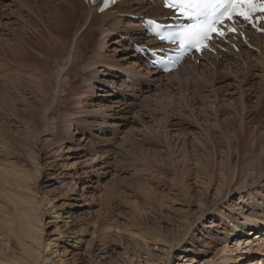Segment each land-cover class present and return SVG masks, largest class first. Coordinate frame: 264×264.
I'll use <instances>...</instances> for the list:
<instances>
[{
  "label": "bare ground",
  "instance_id": "6f19581e",
  "mask_svg": "<svg viewBox=\"0 0 264 264\" xmlns=\"http://www.w3.org/2000/svg\"><path fill=\"white\" fill-rule=\"evenodd\" d=\"M0 8V30L4 27L7 30L0 33V78L12 82L6 85L4 94L0 96L2 107H6V101L9 100L12 105L9 111L11 116L17 110L15 105L21 101L27 102L34 110L30 116V127L21 130L24 137L13 139L0 131V264L54 263V259L47 254L48 246L42 244V235L43 218L55 207L48 202L43 204L42 196L38 195L37 179L39 167L46 164L43 163L42 155L49 157L57 150H48L42 137H48L50 142L59 139L60 143L71 136L72 128H88L91 131L94 127L101 134L109 132L117 136L121 128L129 125L128 114L134 102L139 98L147 100L153 92L161 96L156 95L160 97L157 99L153 94L152 100L162 112L161 131L165 137V127L170 126L169 117L173 113H168V110L173 106L176 108L172 111L179 109L194 119L195 114L203 118L202 124L194 127L197 135L193 140L199 145L200 151L162 154L156 158V165L150 160L139 163L143 171L174 170L179 177L172 179V189L177 191L176 195L159 197L151 188L144 192V205L150 201L148 210H154L162 219L163 205L158 201L159 198L175 203L174 197L185 201L186 208H182V213L176 218V225L169 222V236L164 230H158L146 241L132 232L126 233L131 241L141 239L145 246L143 250L137 245L126 244L114 258L111 252L104 253L94 246L90 247L89 255L94 257L101 253L105 258L114 259L113 264H132L133 259L137 264H154L159 262V258H163L162 264H172V261L179 260L190 264L199 255L192 249L195 247V235L199 232L197 227L202 226L205 218H209L210 222L202 226L203 233L206 236H212L215 232L223 233L221 250L218 252H229L230 260L233 261V254H240L238 250L243 244H246L243 249L247 252L255 248L254 251L264 253L263 35H251L249 46L238 43L237 53L229 50L220 59L218 55L206 56L198 66L186 62L178 71L164 76L149 70L146 60L133 51L134 45L143 47L155 44L143 32V19L169 16L155 3L125 0L113 10L100 15L85 5L83 0H0ZM10 8H17L27 15L19 14L21 27L16 33L11 32L10 24L18 23L11 21L12 17L7 15L10 11L1 14ZM36 15L37 20L34 17ZM71 28V35L59 41L60 50L55 54L52 68L49 69L44 63L33 64L28 61L29 52L32 51L41 57L45 56L46 35L51 38L48 42L50 45L56 42L59 32H68ZM112 39L116 47L131 51L117 58L115 53L118 48L114 46L111 54L104 55ZM23 62L27 63L26 69H21ZM37 69L43 75L42 79H37L35 92L23 83H30L32 72ZM101 69L107 72L106 76H111L106 82L105 95L101 96L94 90L87 93L88 84L96 80ZM70 74H74L73 81ZM102 81L105 82V79L92 83L93 89L100 90L97 86H101ZM224 83L226 86H236L237 96L230 93L226 98L219 97L218 90ZM205 87L209 91H205ZM251 89L256 91L253 96L247 94ZM201 91H204L203 99L208 103H203V100L193 103ZM174 92H177L179 98L173 105L174 102H169V94ZM84 106L89 107V110L82 112ZM248 107L260 111L261 123L252 125V130L245 122ZM138 111H143L146 119L151 118L149 110L141 108ZM9 114L2 113L0 119L13 125L15 120L10 119ZM35 131L40 134L36 137L37 141L29 138ZM211 131L218 133L217 142ZM124 135L127 136V132ZM232 141L237 144L239 154L242 153V159L234 163L230 156L225 153L219 156L216 151V145L231 149L234 146ZM18 146L21 148L20 156L15 148ZM163 156L166 159L158 161ZM186 165L195 167L198 175L207 174L202 178L194 175L192 185H197L203 191L197 197L189 194L188 188L184 187L185 177L180 178V169ZM192 171L190 169V173ZM210 189L212 200L209 201ZM192 205L200 212L197 218H193L187 210ZM132 211L142 219L137 213L136 202ZM210 211H213L212 215H209ZM98 220L100 226L108 223L105 216L98 217ZM168 221L171 220L168 218ZM77 224L75 222L71 226ZM231 243L233 250L229 249ZM156 247L160 254L155 253ZM237 259L239 263L245 260L249 261L245 264H259V260L253 261L246 252L238 255ZM210 263L205 260L204 264Z\"/></svg>",
  "mask_w": 264,
  "mask_h": 264
},
{
  "label": "rangeland",
  "instance_id": "374dc122",
  "mask_svg": "<svg viewBox=\"0 0 264 264\" xmlns=\"http://www.w3.org/2000/svg\"><path fill=\"white\" fill-rule=\"evenodd\" d=\"M14 10L16 11L14 12ZM9 11L11 14L8 13ZM1 14H7L9 17H12L11 21L18 23L10 24V26H12V33H16L17 29L21 27L18 22L19 14L25 15V17L27 16L23 11L21 12V10L17 8L5 9ZM34 17L35 20L38 19L37 15ZM72 30L71 28L68 32H59L56 42L50 45L48 42L51 41V38L44 33L46 35V41L44 42L47 47L45 56L41 57L32 51L29 52L30 58L28 61L33 64L44 63L49 69L52 68L55 54L60 50V39L69 37ZM3 32H7L5 27L0 30V33ZM113 40L114 39L108 43L109 50H107L104 55L111 54V50L114 46L118 48L115 53L117 58L124 57L131 51L128 47L129 50L116 47ZM21 65V69L27 68V63L23 62ZM19 72H21V70H19ZM105 73L107 72L101 69L96 80L88 84L87 93L94 90L101 96L105 95L106 82L111 79V76H106ZM42 75L43 72L40 69L34 70L30 83L24 82L23 84L29 85V88L36 92L37 79H42ZM69 77L73 81L74 74H70ZM103 78L105 82L102 81L101 86H97L101 89H93L94 85H92V83L101 81ZM11 83L9 79L0 78V96L4 94L6 85ZM110 87H107V89H110ZM204 89H206L205 91H209L208 87ZM174 93H172L173 95L169 94L171 98L169 102H174L173 105L176 103L177 98H179L177 97V92ZM230 93H234L235 96H237L236 86H226V83L220 85L218 90L219 97L226 98ZM199 94L198 98L199 96L200 98L198 99L196 96L193 103L197 104L202 100L203 103L205 101L207 102V100L203 99L204 91H201ZM247 94L253 96L256 94V91L251 89L247 91ZM156 95L159 94L153 92L152 96L151 94L149 95L150 98L148 97L147 100L145 99L146 101H143L142 98H139L135 102L133 101L135 105L128 114L130 126L127 124L126 127L124 126L121 128L117 136L110 135L109 132L101 134V131H97L94 127L91 131L88 128H72L71 136L68 137V139H64L66 141H61L60 143H58L59 139L50 142L48 137H46L47 139L42 137L43 143L48 150H57L54 155H50L49 157L46 154L42 155L43 163L46 164L39 167L40 173L37 179V185L39 186L38 195L40 197L42 196L44 200L43 204L48 202L51 206L55 207V209L46 213L43 218L44 227L42 235V244L48 246L47 254L50 255L49 258L54 259L53 264H113L114 259L105 258L101 253L91 257L89 255L90 247H99L104 253L106 251L111 252L115 258L119 253L118 251L123 250L126 244L131 243L137 245L140 250L145 248L144 242H142L141 239H133L131 241L126 233L132 232L134 235L141 236L148 241L151 239L152 234L158 232V230H164L166 235L169 236V229H171L169 227V222L172 225L178 223L176 218L182 213L181 211L186 208L184 207L186 204L185 201L174 197L175 203H172L166 198H159L158 201L163 205L162 219H160L157 212L154 210H148L147 206H149V200L146 202V205H144V192L149 190V188L154 190L159 197L167 194L176 195L177 191H175L174 188L172 189V179L175 177L179 178L177 172L174 170L161 172L157 170L143 171L139 163L150 160L153 165H156V158L159 155L168 154L170 152L181 153L186 151L196 153L197 150H199V145L193 140L197 135V131L194 127L201 125L203 118L195 114L194 119L179 109L172 111L176 108L173 106L172 109L168 110V113H173L169 117L171 121L170 126L165 127V133L167 134L165 137L161 131L163 128V122L161 120L162 112L155 107L153 104L154 101L152 100V97L160 99L161 96L159 95V97ZM234 101L237 100L234 99ZM107 104L110 105V103ZM35 106L37 105L35 104ZM11 107L12 105H10L9 100L6 101V107H2L0 99V115L2 113L9 114ZM15 107L17 110L13 116L9 114L10 119L13 118L12 120H15L13 125H9L3 119H0V131L13 139H19L25 135L21 130H26L30 127V116L33 114L34 110H32L25 101H21L18 105H15ZM141 108L150 111L149 115L151 120L146 119L145 115L143 116V111H138ZM88 110L89 107L87 106L82 108V112ZM227 111L231 114L230 110ZM132 112H134V114H132ZM246 116H248V118L245 122L251 130L252 125L261 123L259 121L261 120L259 119V110L256 111L254 108L248 107ZM125 132H127V136L124 135ZM211 133L214 134V141L217 142V137H219L218 133H214L213 131H211ZM37 136H40L39 131H35L29 138L37 141ZM127 137L130 138L127 139ZM232 142L234 146L231 149L216 145V151L219 156L223 153L227 154L234 163L242 159V153L239 154L237 144L235 145L234 141ZM37 143L39 144V142ZM15 148L20 156V146ZM64 150L67 152L64 153ZM164 159H166L165 156L158 158V161ZM20 162L23 163V159H21ZM190 169H193L191 173ZM196 171L195 167L186 165L184 167L182 166L179 174L180 178L185 177L183 183L184 187L188 188V193L193 196L196 195L197 197V195H201L203 191H200L197 185H192L194 184V175L202 178L207 174L198 175ZM212 178L214 179L215 177L213 176ZM209 194L211 195L209 196ZM209 194L208 197L210 201L212 200V189H210ZM135 202L137 213L142 216V219H139L132 211V206H134ZM151 209H154V207ZM235 209L239 211L237 208ZM187 210H189L193 218H197L198 215H200L195 205H192ZM149 214H151V216H149ZM212 214L213 211H210L209 215ZM104 216L107 218L108 223L107 225L100 226L98 217ZM168 218L171 221H168ZM75 222L78 224L71 226ZM208 222H210L209 218H205L202 220L201 225L208 224ZM202 226L197 227L199 232L197 231L198 234L195 235V247L192 249V251L195 250L199 255L192 263L190 262V264H204L205 260L208 263L211 262L210 264H238V255H243L245 252L248 254V257L251 259L253 258V261L256 259L259 260V264H264V259L262 258L264 257V253L254 251L255 248L253 251L247 252L246 249H243L246 244H243L240 250H238L240 254H233V262L228 258L230 256L229 252H218L221 250V242L224 238V234L215 232L212 236H206V234L203 233L204 230ZM200 231H202L201 234ZM252 245H255V243ZM232 247L233 244L231 243L229 249L233 250ZM155 253L160 254L159 248H155ZM191 256L193 257V254H191ZM191 256L190 258H192ZM259 258H262V260ZM141 259L143 260V258ZM244 261L239 264L249 262ZM162 262L163 258H159V262L154 264H162ZM51 263L52 262H49L47 264ZM132 264H137V261L133 259ZM172 264L186 263L183 260H179L172 261Z\"/></svg>",
  "mask_w": 264,
  "mask_h": 264
}]
</instances>
